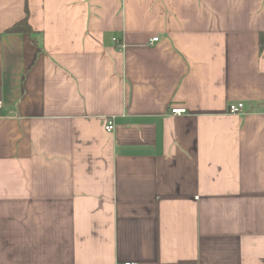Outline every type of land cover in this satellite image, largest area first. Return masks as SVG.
<instances>
[{
	"label": "crops",
	"instance_id": "0c3cea01",
	"mask_svg": "<svg viewBox=\"0 0 264 264\" xmlns=\"http://www.w3.org/2000/svg\"><path fill=\"white\" fill-rule=\"evenodd\" d=\"M27 2L9 34L0 0V264H264V0Z\"/></svg>",
	"mask_w": 264,
	"mask_h": 264
},
{
	"label": "trees",
	"instance_id": "16d2710c",
	"mask_svg": "<svg viewBox=\"0 0 264 264\" xmlns=\"http://www.w3.org/2000/svg\"><path fill=\"white\" fill-rule=\"evenodd\" d=\"M28 16H29V10H28V2L25 0L24 4V17L19 22L15 23L12 27L7 29L5 33L9 34H28L31 33L32 30L28 23ZM258 48L259 50H262L264 48V33H260L258 35Z\"/></svg>",
	"mask_w": 264,
	"mask_h": 264
},
{
	"label": "built area",
	"instance_id": "2783aa9c",
	"mask_svg": "<svg viewBox=\"0 0 264 264\" xmlns=\"http://www.w3.org/2000/svg\"><path fill=\"white\" fill-rule=\"evenodd\" d=\"M158 38H154L153 41L156 42ZM114 42H117L116 39H113ZM119 48H123V45L117 44ZM0 109H1V103H0ZM242 109H243V104L242 103H236V104H231L228 107V114L229 115H241L242 114ZM171 114L175 116H180L185 114L184 109H172ZM114 130V124H113V119L107 120V123L105 125V131L110 133L113 132ZM122 264H138L135 262H124Z\"/></svg>",
	"mask_w": 264,
	"mask_h": 264
}]
</instances>
